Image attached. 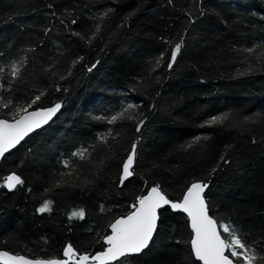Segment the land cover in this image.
Returning <instances> with one entry per match:
<instances>
[{"label": "trees", "instance_id": "16d2710c", "mask_svg": "<svg viewBox=\"0 0 264 264\" xmlns=\"http://www.w3.org/2000/svg\"><path fill=\"white\" fill-rule=\"evenodd\" d=\"M108 10L91 44L72 34L90 35L93 18ZM186 10L193 11L191 22ZM181 35V52L168 69L170 48ZM256 44H264V0H0V63L21 55L28 60L11 88L7 75L0 81V100L30 102L37 89H47L33 108L62 103L48 125L0 161V184L13 171L24 181L14 191L0 187V249L32 259L61 257L69 243L78 253L101 251L109 223L132 210L141 189L159 183L176 200L186 184L201 180L210 185L205 193L210 215L218 224L240 229L245 243L255 241L264 255V124L199 127L229 110L240 117L264 113V64L250 61L255 70L237 76L248 67L237 50ZM29 47L35 50L25 52ZM161 52L164 63L152 72ZM77 56L84 61L60 81ZM57 83L69 92H56ZM124 103L139 105L137 113L146 117L139 133L132 121L107 125L91 119L110 115ZM4 118L10 115H0ZM109 127L119 137L109 138L108 146L98 144L97 134ZM198 135L209 139L188 152L179 149ZM136 140L135 175L120 186L121 161ZM80 148H89L94 164L72 157ZM221 155L229 163L221 162ZM64 160L75 168H65ZM70 170L74 175L64 178L69 184L44 191ZM45 200L52 201L51 211L37 212ZM81 208L84 219H68ZM159 215L150 248L122 264H193L185 215L168 207Z\"/></svg>", "mask_w": 264, "mask_h": 264}, {"label": "snow or ice", "instance_id": "6c2138e0", "mask_svg": "<svg viewBox=\"0 0 264 264\" xmlns=\"http://www.w3.org/2000/svg\"><path fill=\"white\" fill-rule=\"evenodd\" d=\"M111 10L101 13L98 17L93 18L95 23L90 35H85L80 32H73L72 34L79 37L86 44H91L92 41L102 32V24ZM200 15H204L203 10H199ZM185 15L189 22L193 19V11L186 10ZM61 24L65 22L60 21ZM72 24L77 21L73 19ZM50 29L45 28L44 32L47 34ZM184 42V36L178 38V42L170 48V59L167 62V68L172 69L181 52ZM169 45L173 41H166ZM35 49L29 47L25 52H32ZM238 53L244 54V63H248V67L243 71L238 70L237 76H245L251 74L255 68L250 61L256 64H264V44H256L252 47H245L237 50ZM165 53L161 52L158 57L152 62L154 67L151 69L155 71L162 63H164ZM84 61L83 56H77L71 60L66 74L59 75L60 81H65L73 75V69ZM28 63L27 56L21 55L17 59H12L7 64L0 63V81L5 79V76L10 77L7 80L8 87L12 85L22 76V70L26 68ZM92 64L87 68L91 72L96 68L97 64ZM51 67V66H50ZM48 71V69H46ZM55 76L56 73L52 72ZM139 83V82H137ZM4 88V84L0 83V89ZM133 87V91H135ZM38 94L34 95L30 102H22L20 104L14 103L11 99L7 102L0 100V115H10L9 118L0 119V158H3L10 150L15 149L30 133L40 129L47 124L53 116L61 109L62 103H54L51 107H38L30 111L41 99L47 95V89H37ZM56 92L68 93L69 88L62 87L59 83L55 85ZM140 106L133 103L121 104L118 110H114L110 115H94L91 117L94 121L104 122L107 125H116L122 121H132L135 125V130L139 133L142 126L145 124L146 117L142 113H137ZM3 110H8L5 112ZM264 124V113L257 112L252 115H245L240 117L238 114L229 110L212 115L205 119L199 127H222V126H251L254 124ZM119 137V133L113 134V129L108 128L106 133L97 134L98 144L108 146L109 138L115 141ZM207 135H198L191 138L189 141L179 146V149L188 152L202 145L203 141L208 140ZM139 140L134 141L130 146V151L126 154V159L121 161V173L119 175L120 186L125 185V182L135 175V165L137 162ZM92 145L91 148H95ZM231 147V146H229ZM72 157H78L80 161L94 164L91 159V152L89 148H80L72 153ZM220 161L224 164L229 163L225 155L220 156ZM65 168H75L70 165L69 160L62 161ZM105 162L100 161V165ZM100 165H97L99 167ZM153 168L157 167L155 164ZM219 168V163L212 168L209 175H214ZM151 171V169H149ZM74 171L59 173V179H56L49 188H45V192L52 191L54 188H60L69 181L65 177H71ZM85 183H90L86 181ZM23 179L14 171L4 178V183L0 187H6L9 191H14L18 186L23 185ZM147 185V182L145 181ZM210 187L209 183L201 180H195L184 186V190L180 194V198L172 200L168 194L162 190L159 183L153 184L151 187H144L141 189L140 195H136L134 202L130 205L132 209L127 215L115 218L110 222L108 227L111 229L110 234H104L103 243L107 245L103 251L96 252L95 255L90 253H78L71 243L63 247L64 259H31L24 255H13L8 251H0V264H122L123 260L132 256L143 254L150 248L152 241L159 228V210L166 206L175 212H182L186 214V223L190 228V240L186 244H190L189 257H194L193 264H257L258 261L264 260V255H261L256 250V242L251 244L245 243L240 234V229L236 228L231 223H217V220L209 215L210 206L205 197L206 190ZM146 193V194H144ZM51 200H45L43 204L36 209L39 213L51 211ZM101 212L105 211L103 205L100 206ZM111 211V210H109ZM85 210H73L68 219H84ZM221 230L227 234V239L222 238ZM100 241H98L99 243ZM179 243V242H178ZM177 264H182L177 261Z\"/></svg>", "mask_w": 264, "mask_h": 264}, {"label": "water", "instance_id": "95a60500", "mask_svg": "<svg viewBox=\"0 0 264 264\" xmlns=\"http://www.w3.org/2000/svg\"><path fill=\"white\" fill-rule=\"evenodd\" d=\"M52 105H53V104H51V106H52ZM51 106H48V107H51ZM44 108H47V107H44ZM61 108H62V107H61ZM35 109H36V108H32V109H29V110L32 111V110H35ZM60 110H61V109H60ZM60 110H59V111H60ZM59 111H58L55 115H57V114L59 113ZM55 115H54V116H55ZM54 116H53V117H54ZM52 119H53V118H52ZM52 119H51V120H52ZM51 120H50V121H51ZM50 121H49L47 124H45V125H48V124L50 123ZM45 125H43L42 127H44ZM42 127H41V128H42ZM37 130H38V129H37ZM35 131H36V130H35ZM35 131H34V132H35ZM31 134H32V133H30L29 135H31ZM29 135H28V136H29ZM28 136H27V137H28ZM25 138H26V137H25ZM10 151H11V150H10ZM6 154H7V153H6ZM6 154H5V155H6ZM1 159H2V158H0V161H1ZM206 191H207V190H206ZM205 193H206V192H205ZM145 194H146V193H145ZM166 207H167V206H166ZM166 207H165V208H166ZM168 208H169V207H168ZM161 210H163V209H161ZM161 210H159V212H160ZM172 211H173V210H172ZM173 212H175V211H173ZM179 213H182V212H179ZM182 214L185 215V217H186V214H185V213H182ZM209 215H210V212H209ZM186 218H187V217H186ZM213 218H214V217H213ZM110 233H111V229L109 228V234H110ZM222 238H223V237H222ZM106 247H107V245L105 244V247H104V248H106ZM103 250H104V249H103ZM103 250H101V251H103ZM0 251H6V250H1V249H0ZM97 252H99V251H97ZM9 253H10V252H9ZM84 253H85V252H84ZM87 253H90L91 255H95V254H96V252H87ZM11 254H13V253H11ZM81 254H82V253H81ZM13 255H17V254H13ZM18 255H22V254H18ZM26 257H27V256H26ZM28 258H29V257H28ZM54 258H55V257H54ZM56 258L64 259V257H63V253H62V256H61V257H56ZM31 259H32V258H31ZM44 259H49V258H44ZM51 259H52V258H51Z\"/></svg>", "mask_w": 264, "mask_h": 264}, {"label": "bare ground", "instance_id": "6f19581e", "mask_svg": "<svg viewBox=\"0 0 264 264\" xmlns=\"http://www.w3.org/2000/svg\"><path fill=\"white\" fill-rule=\"evenodd\" d=\"M56 116V115H55ZM55 116L53 117V119L55 118Z\"/></svg>", "mask_w": 264, "mask_h": 264}, {"label": "rangeland", "instance_id": "374dc122", "mask_svg": "<svg viewBox=\"0 0 264 264\" xmlns=\"http://www.w3.org/2000/svg\"><path fill=\"white\" fill-rule=\"evenodd\" d=\"M222 231V230H221Z\"/></svg>", "mask_w": 264, "mask_h": 264}]
</instances>
